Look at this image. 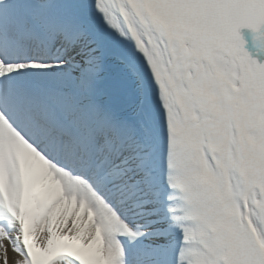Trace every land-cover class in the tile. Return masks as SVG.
<instances>
[{
    "label": "snow or ice",
    "instance_id": "snow-or-ice-1",
    "mask_svg": "<svg viewBox=\"0 0 264 264\" xmlns=\"http://www.w3.org/2000/svg\"><path fill=\"white\" fill-rule=\"evenodd\" d=\"M261 55L264 0H0V264H264Z\"/></svg>",
    "mask_w": 264,
    "mask_h": 264
},
{
    "label": "water",
    "instance_id": "water-1",
    "mask_svg": "<svg viewBox=\"0 0 264 264\" xmlns=\"http://www.w3.org/2000/svg\"><path fill=\"white\" fill-rule=\"evenodd\" d=\"M241 35L243 36V38L245 39L246 43L248 44L247 46V50L251 51L253 50V43H252V37H253V33L251 32L250 29H241Z\"/></svg>",
    "mask_w": 264,
    "mask_h": 264
},
{
    "label": "bare ground",
    "instance_id": "bare-ground-1",
    "mask_svg": "<svg viewBox=\"0 0 264 264\" xmlns=\"http://www.w3.org/2000/svg\"><path fill=\"white\" fill-rule=\"evenodd\" d=\"M253 55H254V56H257V53H256L255 50H254V52H253ZM258 58L261 59V60H264V55H261V56H259Z\"/></svg>",
    "mask_w": 264,
    "mask_h": 264
},
{
    "label": "rangeland",
    "instance_id": "rangeland-1",
    "mask_svg": "<svg viewBox=\"0 0 264 264\" xmlns=\"http://www.w3.org/2000/svg\"><path fill=\"white\" fill-rule=\"evenodd\" d=\"M245 47H247V44L245 45ZM254 50H255V49H253V51L251 52V53H252V55H253V52H254ZM253 56H254V55H253Z\"/></svg>",
    "mask_w": 264,
    "mask_h": 264
}]
</instances>
